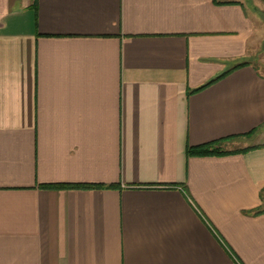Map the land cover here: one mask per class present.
<instances>
[{"label":"crops","instance_id":"crops-1","mask_svg":"<svg viewBox=\"0 0 264 264\" xmlns=\"http://www.w3.org/2000/svg\"><path fill=\"white\" fill-rule=\"evenodd\" d=\"M217 1L0 0V264H264V0Z\"/></svg>","mask_w":264,"mask_h":264},{"label":"trees","instance_id":"trees-1","mask_svg":"<svg viewBox=\"0 0 264 264\" xmlns=\"http://www.w3.org/2000/svg\"><path fill=\"white\" fill-rule=\"evenodd\" d=\"M217 4H225L224 2H219L216 0ZM228 3H233V2H228ZM259 58V56H258ZM256 58V59H258ZM257 65L258 61L256 60L255 62ZM251 65L249 62H243L238 64L237 66L233 67L232 69L226 70L222 74L218 75L217 77L209 80L207 83H205L203 86L195 89L192 91V93H196L199 91H202L215 83L219 82L220 80L224 79L227 77L229 74L234 72L235 70ZM260 128H256L252 132H249L247 134L243 135H237V136H231L228 138H224L221 140H218L216 142L200 145V146H194V147H188L187 148V155L188 156H194V157H211V156H216V157H222V156H227V155H233L237 153H245L250 150H253L256 148V146H249L246 148H232L228 149L226 148L229 143H233L234 141L242 140L244 138H250L255 135L259 131ZM43 188L45 189H94V188H100L102 185H93V184H45L42 185ZM264 213V210H257L255 214H261Z\"/></svg>","mask_w":264,"mask_h":264},{"label":"rangeland","instance_id":"rangeland-1","mask_svg":"<svg viewBox=\"0 0 264 264\" xmlns=\"http://www.w3.org/2000/svg\"><path fill=\"white\" fill-rule=\"evenodd\" d=\"M258 64L264 69V50L261 53V55L259 56V58H258ZM257 142H259V140L257 138H252L249 141H240L239 144L238 143L234 144V148L242 147V146H245V145H248V144L257 143Z\"/></svg>","mask_w":264,"mask_h":264}]
</instances>
